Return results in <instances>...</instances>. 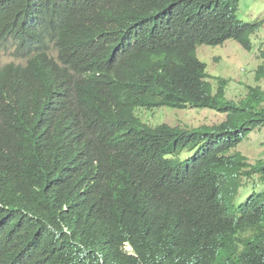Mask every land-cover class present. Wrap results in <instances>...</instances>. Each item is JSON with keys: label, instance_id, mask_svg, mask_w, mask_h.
Here are the masks:
<instances>
[{"label": "trees", "instance_id": "obj_1", "mask_svg": "<svg viewBox=\"0 0 264 264\" xmlns=\"http://www.w3.org/2000/svg\"><path fill=\"white\" fill-rule=\"evenodd\" d=\"M239 1L0 0V264H264V159L235 150L264 89L227 98L196 50L252 49ZM163 106L225 118L136 114Z\"/></svg>", "mask_w": 264, "mask_h": 264}, {"label": "rangeland", "instance_id": "obj_2", "mask_svg": "<svg viewBox=\"0 0 264 264\" xmlns=\"http://www.w3.org/2000/svg\"><path fill=\"white\" fill-rule=\"evenodd\" d=\"M238 17L246 22H262L258 31L252 36V49H244L237 41L228 40L222 45L198 46V57L207 64L208 72L214 77H224L228 80L225 95L229 99L238 100L247 92V85L260 84L264 89V76L258 82L256 73L260 65H264V0H240ZM19 61L10 47L0 46V64ZM215 83V80H213ZM137 115L146 123L158 125L198 126L204 123H218L225 114L211 108H174L171 106L158 107L153 110L139 108ZM246 155L250 162L264 159V127L255 129L248 138L236 149ZM191 154V151H183ZM250 180L237 196L236 201L245 199L253 190H261L251 186Z\"/></svg>", "mask_w": 264, "mask_h": 264}, {"label": "clouds", "instance_id": "obj_3", "mask_svg": "<svg viewBox=\"0 0 264 264\" xmlns=\"http://www.w3.org/2000/svg\"><path fill=\"white\" fill-rule=\"evenodd\" d=\"M228 40H234V39H228ZM228 40H226V41H228ZM225 41V42H226ZM236 41V40H235ZM224 42V43H225ZM238 42V41H237ZM224 43H222V44H224ZM239 43V42H238ZM222 44H219V45H222ZM240 44V43H239ZM201 45H203V44H201ZM206 45H209V44H206ZM241 45V44H240ZM0 46H2V47H10V48H12V50H13V52L15 51V45H13V43L11 42L10 44H3V45H0ZM200 46V45H199ZM242 46V45H241ZM243 47V46H242ZM244 48V47H243ZM245 49V48H244ZM196 50H197V56H198V46H197V48H196ZM247 50V49H246ZM14 56H15V54H14ZM16 57V56H15ZM199 58V57H198ZM200 59V58H199ZM201 60V59H200ZM19 61H20V59H19ZM18 61V62H19ZM202 61V60H201ZM17 62V61H16ZM204 62V61H203ZM205 63V62H204ZM206 67H207V64H206ZM208 71V70H207ZM213 76V75H212ZM214 77V76H213ZM143 109H145V108H143ZM147 110H149V109H147ZM137 114V113H136ZM151 125V124H150Z\"/></svg>", "mask_w": 264, "mask_h": 264}]
</instances>
